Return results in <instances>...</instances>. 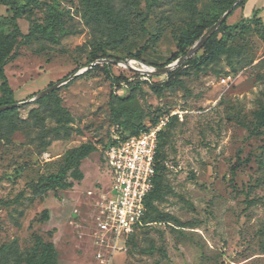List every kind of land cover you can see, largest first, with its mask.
Wrapping results in <instances>:
<instances>
[{"label": "rangeland", "instance_id": "374dc122", "mask_svg": "<svg viewBox=\"0 0 264 264\" xmlns=\"http://www.w3.org/2000/svg\"><path fill=\"white\" fill-rule=\"evenodd\" d=\"M15 1L30 3L32 13L19 19L18 26L26 35L34 30V36L5 67L13 100L28 101L63 84L58 96L69 126L82 136L54 141L42 155L27 130L17 132L11 144L0 137V249L18 248L16 257L7 254L6 264H27L37 236L54 243L58 264H106L95 228L100 194L110 185L100 151L80 166L74 160L69 175L77 171L84 179L72 190L34 198L31 188L41 177L58 173V159L68 151L85 143L99 146L117 129L128 135L126 124L147 130L163 122L161 161L171 192L157 208L187 227L160 223L142 228L127 253L114 255L113 264H264V186L250 191L260 176L264 138L250 137L248 131L258 127L257 115L264 110V0H247L244 10L227 20L228 26L240 27L230 51L209 71L186 65L202 55L200 48L165 74L159 71L195 47L186 54L178 48L177 37L196 18L185 0H152L151 10L140 0L127 21L132 35L122 46L109 37L121 32L122 24L97 12L89 0ZM94 1L107 8L105 0ZM194 4L198 14L211 11V0ZM113 6L119 10L123 4L115 0ZM256 11L262 24L253 20ZM53 16L60 21L50 35L40 26L46 27ZM12 17L0 6V36L16 35ZM20 41L16 37L11 54ZM95 55L101 59L93 61ZM2 83L0 79V87ZM36 107L26 105L21 117ZM233 167L238 170L231 184ZM21 195V203L13 204Z\"/></svg>", "mask_w": 264, "mask_h": 264}, {"label": "trees", "instance_id": "16d2710c", "mask_svg": "<svg viewBox=\"0 0 264 264\" xmlns=\"http://www.w3.org/2000/svg\"><path fill=\"white\" fill-rule=\"evenodd\" d=\"M105 1L107 3L106 9L99 5L101 4L100 2H95L94 0H89V4L93 7H97V12H102L103 15L110 21L114 20L115 23L122 24L123 28L121 32L113 34L109 33L112 44L122 46L124 41L132 35V32L128 29L127 21L132 16L134 8L139 5L140 0H121L123 6L119 10L114 9L113 4L115 0ZM237 1L238 0H211V11L207 16H204L203 14L197 13L194 0H185V8L189 12L196 14V18H194V22L189 25V29L182 32L180 36L177 37L179 51L182 54H186L191 47L195 46L199 42L209 29L218 23L223 15L230 10V8ZM146 3L151 10L154 1L146 0ZM246 3L247 2H244L236 6L229 14L227 20L237 10H244ZM0 6L8 8L13 14L11 21L14 33L16 34L4 37L0 36V79H3V83L0 87L3 93V95L0 96V109L6 106H14L11 109H6L0 112V137L6 143L11 144L13 136L17 132L22 129L27 130V133L29 134L28 138L31 143L36 144L38 153L42 155L51 146L50 144L52 142L68 141L73 138L74 134L79 136H82V134L80 131L73 132L72 128L69 126V114L63 107V101L58 96L57 90L35 102L29 103H35L38 107L31 109L26 118L21 117V109L28 104L18 106L20 103L13 100V91L8 82L4 79V75L5 67L19 57L21 48L27 46L34 36V30L31 29L26 35L22 33L18 26L19 19L32 13L31 5L30 3L21 5L15 0H0ZM97 12L94 13V15H97ZM258 15L259 11H256L254 13L253 20L258 24H262V19L258 18ZM227 20L205 41L200 50L203 52L202 55L198 59L191 58L186 62L188 67H195L199 72L209 71L213 64L219 62L230 51V40L237 34L240 25L228 26ZM56 21H60V18L58 16H53V19L46 27L40 26L41 30L44 33H49L51 35L55 26L58 24ZM147 22L148 17L142 20V26L144 27ZM261 28L263 29L262 35H264V27ZM16 37H20L21 41L16 46V51L11 54ZM99 59H101V57L95 55L93 61ZM103 68L106 69V66ZM108 71L111 75L110 69H108ZM156 91H158V89ZM257 120L259 124L258 127L253 130L248 129L250 137L264 138V110L258 113ZM125 127L127 130L131 131L128 136L138 135L142 130H146L143 127H134L130 124H126ZM118 132L125 133V131H121L120 129H118ZM97 142L100 143L99 141ZM261 151V157L258 159L260 176L257 179L256 184L250 188L251 192L264 186V145L261 147ZM93 152H98L97 145L85 143L73 151L65 153L58 159L60 162L58 165V173L41 177L40 180L31 188L33 197L43 198L49 193L56 192L58 190H72L75 187V182L80 183L84 179V175L78 173L77 171L72 177L69 175L70 171L74 167V160L77 159L78 165L80 166L81 161L88 159L90 154ZM161 159L162 156L160 152L159 136L156 166L157 173L154 181V189L145 200L146 215L143 220L144 226L141 227V229L160 223H173L175 227L186 228V224L180 223L173 216L158 211L157 205L165 202L167 195L171 192L166 185V177L164 173L165 167H163ZM237 170L238 167H233L231 169V184L235 183ZM70 178H72L74 182L69 181ZM22 196L23 195L18 197L13 204H20ZM55 196L59 199L57 194ZM7 206L10 205L7 204ZM44 213L45 219H48V211L46 210ZM135 235L130 238L128 246L134 242ZM17 250L18 248H16V246L11 248V252H8L9 250L3 251L0 249V262H4L6 264V260H8V253L14 254L16 257ZM149 250L151 253L155 252L153 244ZM27 264H58V252L54 243L46 242L42 237L37 236L34 247L29 251V260Z\"/></svg>", "mask_w": 264, "mask_h": 264}, {"label": "built area", "instance_id": "2783aa9c", "mask_svg": "<svg viewBox=\"0 0 264 264\" xmlns=\"http://www.w3.org/2000/svg\"><path fill=\"white\" fill-rule=\"evenodd\" d=\"M164 125L131 136L117 129L97 146L110 176V185L100 194L95 219L96 236L107 253L106 264H113L117 252L127 253L130 238L144 226L145 200L154 189L159 136ZM121 239L123 246L119 244Z\"/></svg>", "mask_w": 264, "mask_h": 264}, {"label": "water", "instance_id": "95a60500", "mask_svg": "<svg viewBox=\"0 0 264 264\" xmlns=\"http://www.w3.org/2000/svg\"><path fill=\"white\" fill-rule=\"evenodd\" d=\"M247 0H238L231 8L230 10H228L223 17L218 21V23H216L207 33H205V35L199 40V42L195 45L194 49L187 54V56L184 59H180L178 62H176L173 65H170L164 69H161L159 72L160 73H168L170 70H172L175 66H177L178 64H180L182 61L186 60L188 57H191L195 52H197L205 43V41L209 38V36L211 34H213L228 18L229 14L235 9L236 6H238L241 3L246 2ZM97 63H101V62H97ZM149 74H153L154 72H148ZM67 81V80H66ZM61 86H63V84H56L54 86H52L49 90H46L44 92H42L41 94L35 96L34 98L28 100V101H24L21 102L18 106H23L24 104H29L32 102H35L37 100H39L40 98L48 95L49 93L59 89ZM14 106H6L4 108L0 109V112L6 109H11Z\"/></svg>", "mask_w": 264, "mask_h": 264}]
</instances>
